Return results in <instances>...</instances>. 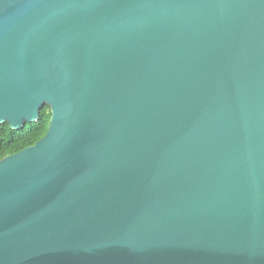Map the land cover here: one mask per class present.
<instances>
[{"label":"water","instance_id":"water-1","mask_svg":"<svg viewBox=\"0 0 264 264\" xmlns=\"http://www.w3.org/2000/svg\"><path fill=\"white\" fill-rule=\"evenodd\" d=\"M0 264H264V0H0Z\"/></svg>","mask_w":264,"mask_h":264},{"label":"trees","instance_id":"trees-1","mask_svg":"<svg viewBox=\"0 0 264 264\" xmlns=\"http://www.w3.org/2000/svg\"><path fill=\"white\" fill-rule=\"evenodd\" d=\"M50 108L44 105L36 121L25 123L23 128L12 129L7 122L0 123V159L33 145L42 138L49 125Z\"/></svg>","mask_w":264,"mask_h":264}]
</instances>
